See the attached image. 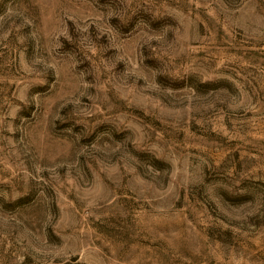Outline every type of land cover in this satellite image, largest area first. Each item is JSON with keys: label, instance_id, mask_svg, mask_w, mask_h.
I'll return each mask as SVG.
<instances>
[{"label": "rangeland", "instance_id": "rangeland-1", "mask_svg": "<svg viewBox=\"0 0 264 264\" xmlns=\"http://www.w3.org/2000/svg\"><path fill=\"white\" fill-rule=\"evenodd\" d=\"M0 264H264V0H0Z\"/></svg>", "mask_w": 264, "mask_h": 264}]
</instances>
